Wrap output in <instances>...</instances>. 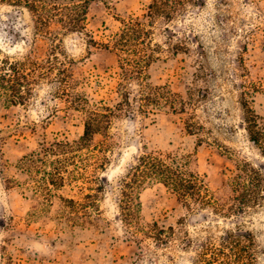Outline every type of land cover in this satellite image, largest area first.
Segmentation results:
<instances>
[{
  "label": "rangeland",
  "instance_id": "obj_1",
  "mask_svg": "<svg viewBox=\"0 0 264 264\" xmlns=\"http://www.w3.org/2000/svg\"><path fill=\"white\" fill-rule=\"evenodd\" d=\"M25 1L0 0V60L48 74L24 103L0 95V264H264V155L245 129L253 115L264 134V0H90L80 31L35 29ZM129 16L143 32L115 48ZM86 105L109 124L64 145ZM145 153L197 172L212 205L147 176Z\"/></svg>",
  "mask_w": 264,
  "mask_h": 264
},
{
  "label": "trees",
  "instance_id": "obj_2",
  "mask_svg": "<svg viewBox=\"0 0 264 264\" xmlns=\"http://www.w3.org/2000/svg\"><path fill=\"white\" fill-rule=\"evenodd\" d=\"M89 2L90 0H27L24 6L33 17L35 29L39 31L48 28L52 23L68 31H80L84 27ZM148 8L151 14L155 10L154 5H149ZM169 16L168 12L166 17L169 18ZM140 26V18L137 16H129V19L122 20V35L113 40V46L119 48L126 45L130 40L127 38L129 35L137 36L143 32L142 29H139ZM0 62L2 63L0 65V95H3L4 100L9 104L24 103L31 94V84L37 78L45 77L48 74L47 71L42 70V62L36 59L26 58L15 62L0 60ZM84 102L86 103V101ZM82 113L84 114L83 133L78 139L66 142L64 145L85 147L96 133L105 129L109 124L108 112H103L101 109L86 105L82 108ZM246 121L245 129L249 139L259 147L260 152L264 155V134L259 129L254 128L253 115L249 119L247 117ZM43 151L47 152L48 150L43 147ZM139 159L147 165V176L170 187L179 198H190L204 205H212L213 199L210 190L204 178L197 172H184L173 169L152 153L142 154ZM242 166L239 169L240 172L235 175L236 186L239 188L242 186L244 174L241 172L255 171L247 162H243ZM241 203L243 201H240ZM234 235L249 237L250 233L236 231ZM230 236L231 233L226 232L223 240L228 241ZM234 251L236 252V249Z\"/></svg>",
  "mask_w": 264,
  "mask_h": 264
}]
</instances>
